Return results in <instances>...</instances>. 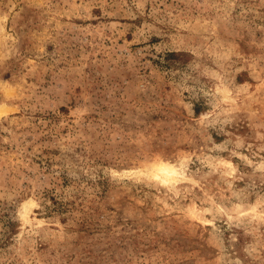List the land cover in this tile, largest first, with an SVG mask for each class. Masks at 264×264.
<instances>
[{"label":"rangeland","instance_id":"obj_1","mask_svg":"<svg viewBox=\"0 0 264 264\" xmlns=\"http://www.w3.org/2000/svg\"><path fill=\"white\" fill-rule=\"evenodd\" d=\"M0 264H264V0H0Z\"/></svg>","mask_w":264,"mask_h":264},{"label":"trees","instance_id":"obj_2","mask_svg":"<svg viewBox=\"0 0 264 264\" xmlns=\"http://www.w3.org/2000/svg\"><path fill=\"white\" fill-rule=\"evenodd\" d=\"M196 111H199V108H195Z\"/></svg>","mask_w":264,"mask_h":264}]
</instances>
